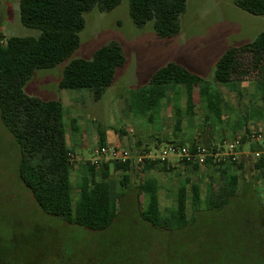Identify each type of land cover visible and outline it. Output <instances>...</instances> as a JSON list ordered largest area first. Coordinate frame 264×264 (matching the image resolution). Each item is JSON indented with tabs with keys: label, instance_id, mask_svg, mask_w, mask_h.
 Masks as SVG:
<instances>
[{
	"label": "trees",
	"instance_id": "trees-1",
	"mask_svg": "<svg viewBox=\"0 0 264 264\" xmlns=\"http://www.w3.org/2000/svg\"><path fill=\"white\" fill-rule=\"evenodd\" d=\"M123 1L125 0H20L21 23L37 30L39 35L6 38L0 32V116L18 152L15 172L19 183L29 191L27 193L37 210L43 216L51 218L52 222L103 235L123 221L125 210L122 198L129 187L130 174L136 170L137 165L131 160L125 163L114 162L115 171L122 173L120 186L124 190L120 194H114L108 181L109 161L101 160L98 166L88 162L87 173L82 177L79 187V200L74 202L73 152L66 140L63 105L59 101L41 100L26 95L24 85L35 71L54 68L76 51L80 46L79 34L85 28V13L96 6L102 11H111ZM128 2L131 18L136 26L144 27L152 23L156 34L164 39L180 32L179 22L185 12L187 0ZM234 2L250 14L264 16V0ZM125 63L126 58L119 45L103 46L94 53L91 60L71 61L64 69L59 88L89 89L94 100L99 101L106 89L113 84L116 70ZM263 65L264 33H261L253 43L231 48L224 54L217 64L215 81L221 86L243 83L253 70L257 71V74L262 75V80L256 82L257 91L261 92L263 100V107L258 110L264 112ZM151 85L153 88L160 87L163 93L167 92L168 86H184L187 94L186 116L189 117L196 114L194 91L198 89L204 111L203 126L205 130H212L210 138L213 141L217 131L211 127V121L215 118L220 122L225 110L228 114L230 111L222 93L214 92L201 77L175 63L158 70L151 78ZM237 95L243 98L241 94ZM182 122V118L174 122L172 137L165 142V146H187L178 137ZM246 126L247 121L233 131L236 134L244 130V136L241 134L242 136L237 135L235 138L241 145L245 138L250 140ZM99 137V147H105V138L101 134ZM253 142V153H259L257 157L254 155V167L264 180V149L256 141ZM157 144L159 148H155V145L152 149L162 148L160 139ZM188 145L191 151H196L203 147V142L193 140ZM205 148L216 151L218 147L208 145ZM149 149L151 147L148 145H140L135 151L128 152L132 156L146 155ZM231 165L236 166L238 171L244 168L243 163L239 162L237 165V161H232L231 158L220 164L208 161L204 166L222 173L223 180L217 193L209 188L204 196L200 184L192 182L189 177L184 178L178 190L176 204L166 210L167 214L161 207L159 182L148 178L139 185V194L147 198L145 207L139 212L140 222L148 228L175 234L168 243L166 264H264V203L259 200L258 209L253 210L239 199V192L243 191L240 174L233 172ZM179 166L190 168L195 173L202 168L199 164L188 163H180ZM140 167L144 174L154 170L169 173L177 169L169 162L160 163L149 159ZM114 236L115 234L113 239ZM104 238L106 239L100 238L99 241L102 245L108 244L112 239L109 236ZM57 239L56 236L55 240ZM184 242L194 245L191 253L181 249L178 252L170 247L171 243L182 245ZM58 256L59 262L66 261L61 250ZM186 257H190L192 261L187 262Z\"/></svg>",
	"mask_w": 264,
	"mask_h": 264
},
{
	"label": "rangeland",
	"instance_id": "rangeland-1",
	"mask_svg": "<svg viewBox=\"0 0 264 264\" xmlns=\"http://www.w3.org/2000/svg\"><path fill=\"white\" fill-rule=\"evenodd\" d=\"M19 5L20 0H0V32L6 38L37 37V30L21 23ZM84 19L85 28L79 34L80 46L76 51L54 68L35 71L24 85L26 95L59 101L63 105L66 140L76 155H73L72 172L74 202L79 200V187L87 173L76 159L86 160L84 164L93 161L95 150L100 148V137L96 136L101 134L106 144L112 147L134 150L135 137L153 132L154 123L163 119L166 107V114H170L173 107L179 111L172 121L164 122L166 134L172 135L174 122L186 116L184 86H168L170 91L163 93L160 87L151 85L152 76L170 63L179 64L201 77L214 92L222 93L229 104V114L225 110L220 122L214 118L210 123L217 131L213 142L223 145L225 140L244 136V130L236 134L233 131L246 121L247 129L252 122L258 121L252 124L256 128L253 131L264 137V112L258 110L263 107V100L256 82L262 80V75L253 70L243 83L221 86L215 81L217 64L228 50L251 44L264 33V16L240 9L234 0H187L179 22L180 32L167 39L156 34L152 23L136 26L129 12L128 0L111 11H102L96 6L84 14ZM110 44L122 48L126 63L116 70L113 84L99 101L94 100L89 89L59 88L64 69L71 61L91 60L98 49ZM194 99L198 118L190 125L197 128L204 125L198 89L194 91ZM187 118L193 119L191 116ZM129 129H134L135 136H128ZM122 131L126 135L121 134ZM209 131L212 130L206 129L199 136L203 148L207 147ZM196 134V130H189V135L194 137ZM190 140L191 137H186L187 146ZM252 145L247 137L238 150L246 152L237 160V165L243 163L244 168L241 171L236 166L231 165L230 168L240 174L243 191L239 192V199L255 210L259 207V200L264 203V180L255 170ZM17 159L15 142L0 116V264H166L168 243L175 234L148 228L140 222L139 212L145 207L147 198L139 194V185L148 178H156L160 182L161 207L167 214L166 210L176 204L173 192H176L179 179L189 177L200 184L204 196L209 188L217 193L223 180L222 173L215 168L202 167L199 173H193L179 166L172 174L157 170L144 174L136 169L130 174L129 187L122 198L123 221L103 235L57 224L43 216L27 193L29 191L16 177ZM121 179L120 172L110 177L116 185V188L113 186L114 194L124 191L120 186ZM105 236L112 239L102 245L99 241L100 238L106 239ZM170 247L178 252L181 249L191 253L194 245L189 242L182 245L171 243ZM60 250L66 261L59 262ZM186 258L187 262L192 261L190 257Z\"/></svg>",
	"mask_w": 264,
	"mask_h": 264
},
{
	"label": "built area",
	"instance_id": "built-area-1",
	"mask_svg": "<svg viewBox=\"0 0 264 264\" xmlns=\"http://www.w3.org/2000/svg\"><path fill=\"white\" fill-rule=\"evenodd\" d=\"M250 139L264 143V137L256 133L251 134ZM240 146L241 142L239 140L225 141L216 151H210L203 147L198 148L196 151H191L188 146H164L157 150L149 149L146 155L138 156H132L128 151L119 148L102 147L97 151V158L94 161L106 160L125 163L131 160L134 164L141 165L146 159H149L160 163L172 161L177 165L180 163H188L199 164L201 167H204L208 161L215 164H220L226 161L227 158H231L232 161H237V150Z\"/></svg>",
	"mask_w": 264,
	"mask_h": 264
},
{
	"label": "crops",
	"instance_id": "crops-1",
	"mask_svg": "<svg viewBox=\"0 0 264 264\" xmlns=\"http://www.w3.org/2000/svg\"><path fill=\"white\" fill-rule=\"evenodd\" d=\"M170 91V88L168 87V89H167V92H169ZM245 96H247L246 94H245ZM199 99H200V97H199ZM195 100V99H194ZM195 102H196V100H195ZM167 108V107H166ZM166 108H165V110H166ZM185 108H186V104H185ZM165 110H163V119L160 121L159 120V122H157V123H154V124H156L155 125V129L153 130V132H150V131H148L145 135H143V136H138V137H135V141H134V146H135V148H134V146H133V149L134 150H130V151H135L136 149H137V147L138 146H150L151 147V149L152 148H154V146H155V148L156 147H158L159 148V146H158V144H157V142H158V140L160 139V141L162 142V144H161V146L162 147H164L165 146V142L169 139V138H171L170 136H172L171 134L169 135V134H166L165 133V131H164V128H163V126H164V124H166V123H168V121H172V119L174 118V115L175 114H178L179 113V111L178 110H176V108L174 109V107L172 108V110L170 111V114H166V112H165ZM185 112H187V108H186V110H185ZM196 113V112H195ZM184 114H186V113H184ZM183 118V122H182V130L179 132V134H178V137H179V139L180 140H182V141H186V137H191V140L190 141H193V140H195V141H200L199 140V136H200V134H201V132H204V126H197V128L195 127H192L191 125H190V122L191 121H193V120H195V118H198V116H197V114H195V116H193V119H190V118H187L188 116H182ZM164 122H166V123H164ZM258 121H254V122H252V124L254 123H257ZM252 124H251V127H249L247 130L249 131V134L251 135V134H253V133H256V134H258V135H262V134H260V133H258V132H256V131H253V130H255L256 128L255 127H253L252 126ZM199 127V128H198ZM203 127V128H202ZM190 129H194V130H196L197 131V134L193 137L192 135H189V130ZM207 129H209V128H207ZM128 131V136L130 137L131 135H134L135 133H134V129H129V130H127ZM121 134H125L126 135V133L124 132V133H122L121 132ZM209 134H210V131H209ZM209 134H208V143H207V146L208 145H214V146H217V147H220L221 145L219 144V143H215V142H213L212 140H211V138H210V136H209ZM135 136V135H134ZM263 136V135H262ZM99 138V136H96V138ZM95 138V139H96ZM164 139V140H163ZM198 139V140H197ZM250 142H253L251 139H250ZM253 143H255V142H253ZM256 143H258L263 149H264V143H262V142H258V141H256ZM68 144V143H67ZM138 145V146H137ZM245 145H246V143H245ZM69 146V145H68ZM105 147H111L112 148V146L111 145H109V144H107ZM115 148H120V147H118V146H114ZM70 149V148H69ZM123 149V148H122ZM240 149V148H239ZM238 149V150H239ZM99 150V148H97L96 150H95V155H94V157L91 159V160H93V161H90V163H92V164H94V165H99V163H100V161L101 160H99V161H97V162H95L94 161V159H96L97 158V151ZM237 150V152H238V156H237V158L239 157V156H241L242 154H245L246 152H244V149H243V152L241 151V152H239ZM126 151H129V149H126ZM73 152V151H72ZM74 155V154H73ZM253 155H255V157H257L258 155H259V153H253ZM74 156H76V155H74ZM77 158V157H76ZM86 160H84V159H76V162L77 163H79L83 168V170H84V168L86 169V164L88 163H85L84 164V162H85ZM109 163V169H110V176H109V179H108V181H109V183L111 184V186H112V188H113V186L116 188V185L110 180V177H111V175L113 174V173H117V171H115V163L114 162H112V161H109L108 162ZM169 163H170V165L172 166V167H177V169L179 168V165H177L175 162H172V161H169ZM143 164H141L140 166H142ZM140 166H138L137 165V167H136V169H138V170H140L141 169V167ZM185 168V167H184ZM186 170H190V171H192L193 172V170H191L190 168H185ZM201 170V169H200ZM154 171H156V170H154ZM175 171V170H174ZM173 171V172H174ZM153 171H151L150 173H152ZM173 172H169V173H173ZM200 172V171H199ZM199 172H197V173H199ZM163 173H166V172H163ZM175 173V172H174ZM193 173H195V172H193ZM166 174H168V173H166ZM86 175V174H85ZM85 175H83V176H85ZM154 179H156V178H154ZM157 180V179H156ZM192 180V179H191ZM158 181V180H157ZM182 181L183 180H181V179H179V182H178V187H177V189H176V192H173V195H174V193H175V195H176V200H177V196H178V190H179V187H180V185H181V183H182ZM159 182V181H158ZM192 182H193V180H192ZM159 185H160V191H161V189H162V187H161V184H160V182H159ZM201 189H202V187H201ZM202 192H203V189H202ZM160 202H161V194H160Z\"/></svg>",
	"mask_w": 264,
	"mask_h": 264
}]
</instances>
